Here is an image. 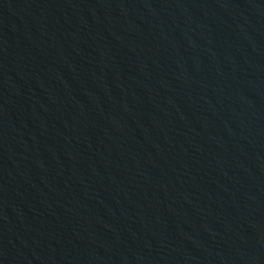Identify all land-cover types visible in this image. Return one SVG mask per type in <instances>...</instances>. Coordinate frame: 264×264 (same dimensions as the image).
Returning <instances> with one entry per match:
<instances>
[{
  "label": "water",
  "instance_id": "obj_1",
  "mask_svg": "<svg viewBox=\"0 0 264 264\" xmlns=\"http://www.w3.org/2000/svg\"><path fill=\"white\" fill-rule=\"evenodd\" d=\"M0 264H264V0H0Z\"/></svg>",
  "mask_w": 264,
  "mask_h": 264
}]
</instances>
